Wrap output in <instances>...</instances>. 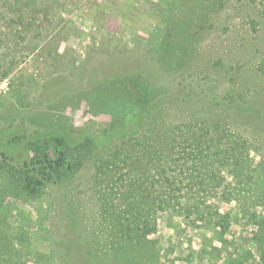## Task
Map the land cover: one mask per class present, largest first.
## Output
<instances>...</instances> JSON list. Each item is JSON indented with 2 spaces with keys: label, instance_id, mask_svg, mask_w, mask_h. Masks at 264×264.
<instances>
[{
  "label": "rangeland",
  "instance_id": "rangeland-1",
  "mask_svg": "<svg viewBox=\"0 0 264 264\" xmlns=\"http://www.w3.org/2000/svg\"><path fill=\"white\" fill-rule=\"evenodd\" d=\"M147 87L156 99L146 113L138 98ZM135 111L145 116L134 137L111 135L106 146L90 139L71 151L85 158L69 173V193L52 183L22 191L41 154H58L49 134L105 136ZM148 130L163 139L159 147L171 130L187 131L175 160L201 138L203 155L219 152L229 163L212 185L185 155L202 186L170 184L160 195V180L142 215L152 231L140 243L130 238L136 225H115L132 179L119 180L125 169L105 179L97 167ZM1 143L0 264H64L57 249L80 261L87 246L86 261L96 255L91 237L106 263L120 242L134 252L127 264H264V0H0ZM161 160L143 164L144 182ZM172 160L162 172L184 175ZM66 205L86 221L63 222ZM68 224L79 227L75 238ZM61 236L71 244L57 246Z\"/></svg>",
  "mask_w": 264,
  "mask_h": 264
},
{
  "label": "trees",
  "instance_id": "trees-1",
  "mask_svg": "<svg viewBox=\"0 0 264 264\" xmlns=\"http://www.w3.org/2000/svg\"><path fill=\"white\" fill-rule=\"evenodd\" d=\"M15 1V0H14ZM178 48H172V50H177ZM143 88V86H142ZM148 88V87H147ZM186 91V90H185ZM141 93V92H140ZM195 94V93H193ZM156 94L153 92V89L148 88L147 90L143 91V93L140 95L138 98L140 102L143 105H146V113L152 109L153 105L155 104V99H156ZM188 95V92L187 94ZM197 95V94H195ZM145 114L141 113L140 111H135L133 114V118H127V121L124 125V127L117 129L115 132H109L105 136H100V137H95L92 136L84 131V129H71V130H63L62 132L59 133H54V134H49L47 137L51 140V143L55 146V148L58 150L57 156L54 158V154L51 153H42V158L39 161L38 165L39 168L35 169V175L31 176V180L28 182V185L26 187L22 188V191L28 192V193H34L42 188L45 187V185L52 183L56 185H60L59 187L63 189L64 192L69 193L68 186L71 184V177L69 173H72L73 170H77L78 167H80L83 163V159L85 156H78L74 158L72 156L71 151L77 148L83 147L85 144L90 145L89 140H93L100 146H106L109 143V138L111 135H120V137H134V134L137 133V128L139 127L141 120V117H144ZM186 130H171L170 131V138L167 140H164V142L161 144V147L156 146L158 142L163 140L160 135L155 134L154 130H148L147 134L149 135L147 138L143 139H136L134 141L133 138H130L129 144L127 145L126 149H129L126 153L121 152H111L110 155L108 156V159L103 162L104 157L101 159V163L97 167V172L99 173L100 177H104L105 179L109 178L110 175L116 171H121L125 169V172L120 176L119 180L123 182V180H129L132 179L133 184L130 182L131 191L130 195L133 194V198L127 202L126 207H125V214H127L128 217H124L125 214L122 216L118 217V222L115 224L116 227H118L120 224L122 225L123 223H126L127 225H136V229L133 231H130L131 239L132 237L138 238L140 240V243L143 241H146V237L149 233H151L152 228L147 227V220H145L143 217L144 215V207L148 201V196H151L152 193H155V185L160 184V180L164 183V186L160 189L159 193L161 194H166V189L167 187L170 186V184H178L181 185V187L184 188V183L186 181L188 182L187 184L191 186V184H198L202 186L201 182H197L194 179V176L192 173L188 172V167H187V160L189 158H186L185 155L191 156V162H192V169L193 170H200L202 169L201 175L198 173L197 176L200 177H208V184L211 183L213 185L215 177H218V174L214 173L218 167L224 165V161L229 163L227 160L224 159V157L221 158L220 153L218 154H210L207 153L203 155L204 148L201 147L200 145V139H196L195 142V150L192 152H188L186 149L183 147L181 151L179 152L177 156V160L174 159V156H172L173 150L178 148L182 143L188 142L187 139L184 138V135L187 134ZM150 137H153L152 139V144L151 141L148 139ZM180 139V140H179ZM151 140V139H150ZM191 146V144H189ZM4 147V144H0V149ZM169 151L171 152V155L165 154L163 156V152ZM215 151V150H214ZM43 152V151H42ZM53 153V152H52ZM215 153H217L215 151ZM146 154V158L142 162H140L138 159L144 157L143 155ZM56 155V153H55ZM161 155L163 160H161V163H165L164 167L160 168L159 171L156 169L153 170L152 168L148 169L147 171H153L150 182L148 180L144 182L142 174L146 172L143 168V164H146L150 162V164L155 161V159ZM175 155V154H174ZM240 155V154H239ZM241 156V155H240ZM131 159H134L132 162L130 161ZM137 159V160H135ZM173 159V160H172ZM224 159V161H223ZM103 160V161H102ZM171 160L173 163L176 164H181L179 167L180 169H183L182 172L184 175H182L181 171H174V175L172 177L167 175V172H162L166 167L169 166L168 169H170ZM233 160V157H232ZM199 163V166L197 163ZM237 166H239V159H235L234 162ZM126 165V166H125ZM220 165V166H219ZM72 170V171H71ZM204 174V176H202ZM99 175L97 176V180L101 179L99 178ZM107 177H105V176ZM110 179V178H109ZM149 184V185H148ZM125 185V182L123 183V186ZM146 185H148L146 187ZM167 185V186H165ZM146 187V188H145ZM191 188V187H189ZM180 189V188H179ZM190 190V189H189ZM205 188H202V191H204ZM195 200V196L193 198ZM66 202V201H65ZM64 202V203H65ZM68 206V207H67ZM125 206V205H123ZM73 207H70V205H66L64 207V211H66L65 214L66 216L63 219V222L73 224L75 225L76 223H81L86 221L85 219L77 218V215H79V212L77 210V214L75 217V212L73 210ZM119 214V213H118ZM142 215H144L142 217ZM130 216H133L130 220L128 219ZM143 219V222H141ZM141 222V223H140ZM137 223H140V225L143 227V229H140ZM67 225L69 233L68 238L73 236L75 238V235H73V231L79 229V227L72 226V225ZM72 230V231H71ZM110 239H112L111 236H109ZM63 239L62 242L57 244L59 247H64V245L71 244L70 241H67L68 238H64V236H61ZM60 238V241H61ZM89 238V237H88ZM87 238V241L89 242ZM129 238V239H130ZM77 241V240H75ZM92 237H91V251L92 253L96 255H91V258L88 260H82L88 255V248L86 246L84 250V257L78 261L77 259L74 258H66L64 257V252L62 249L58 250L56 253H60L61 256H63V262L64 264H127L128 259L134 254L132 252L128 245H124L120 242H116L112 246H110L108 249L111 252L110 253V262L111 263H106L103 258H102V253H105L104 250L102 249V244L100 243V239H96V243L92 244ZM105 241V240H104ZM120 241V240H119ZM90 251V249H89ZM107 251V250H106ZM102 252V253H101ZM98 256V257H97Z\"/></svg>",
  "mask_w": 264,
  "mask_h": 264
}]
</instances>
